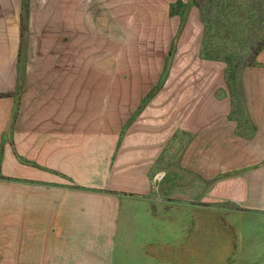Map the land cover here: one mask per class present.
<instances>
[{
  "label": "crops",
  "instance_id": "0c3cea01",
  "mask_svg": "<svg viewBox=\"0 0 264 264\" xmlns=\"http://www.w3.org/2000/svg\"><path fill=\"white\" fill-rule=\"evenodd\" d=\"M177 1L91 0L98 31L83 0H0L9 264H264V48L235 72L205 57L201 11L181 0L172 15ZM156 190L170 203L158 240L161 219H140Z\"/></svg>",
  "mask_w": 264,
  "mask_h": 264
},
{
  "label": "rangeland",
  "instance_id": "374dc122",
  "mask_svg": "<svg viewBox=\"0 0 264 264\" xmlns=\"http://www.w3.org/2000/svg\"><path fill=\"white\" fill-rule=\"evenodd\" d=\"M93 1V0H92ZM197 0L189 1L196 4ZM200 3L199 9L202 17L206 21V40L205 48L206 51L211 52L213 55H222L228 59L231 69L235 72L245 65L255 63L257 55L264 48V0H198ZM197 2V3H198ZM49 3V2H48ZM91 0H83V9L85 17L90 21L92 19V25L94 29L99 31L98 20H101V16L105 15L106 9L92 8ZM197 5V4H196ZM187 9L186 5L176 3L173 6V10L185 13ZM127 10V9H126ZM57 8L55 7H40L34 9V16L42 17L43 15L50 14L53 16L56 14ZM114 17L123 15L119 9H111ZM104 18V17H103ZM120 18V17H119ZM96 22V25L93 24ZM91 23V21H90ZM40 26V23H38ZM121 23H115V33L122 32ZM26 24L23 23V30L21 36V49L19 56V64H24L25 58V43H26ZM120 30V31H119ZM84 31V30H83ZM117 46H120V41L114 40ZM10 43L2 40L1 46L2 51L8 47ZM99 44L102 41L99 40ZM114 44V47L116 46ZM85 40H83V47H85ZM7 55V53H5ZM8 56V55H7ZM114 63H119V56L117 51L114 52ZM140 216L141 222L143 223H156L158 219H161L163 223L162 232L155 230L150 233L155 234L156 240L158 236L163 235V238L168 237V224H169V208L170 203L166 200V197L156 192L151 199H147L146 202L141 204ZM212 218H219L224 224L228 223L229 217L225 216H211ZM154 219H157L156 221ZM135 233H131V241L129 242V249L135 251V256L138 255L139 240ZM144 233H142L143 235ZM168 240V239H167ZM164 241V240H163ZM164 244V243H163ZM3 252L5 249H2ZM1 251V248H0ZM4 253L0 256V264H9V257H4ZM136 261L138 257L136 256ZM117 264H131L124 256L120 259ZM6 262H1V261Z\"/></svg>",
  "mask_w": 264,
  "mask_h": 264
},
{
  "label": "trees",
  "instance_id": "16d2710c",
  "mask_svg": "<svg viewBox=\"0 0 264 264\" xmlns=\"http://www.w3.org/2000/svg\"><path fill=\"white\" fill-rule=\"evenodd\" d=\"M198 0L196 1V4H197V6L199 7L200 6V3L198 2ZM177 3L178 4H183L182 3V1L181 0H178L177 1ZM175 4H173L172 6H171V10H170V12H171V14L172 15H175V14H180L181 16L184 14L182 11H180V12H177V11H174L173 10V6H174ZM203 20H204V22H205V36H204V39H203V49H202V52H203V55L205 56V57H208V58H211V59H219V60H224L226 63H227V65L230 67V64H229V61H228V59L227 58H225L224 56H222V55H218V56H216V55H213V54H211V52H208V51H206V48H205V40H206V21H205V19L203 18ZM231 68V67H230ZM232 70V69H231Z\"/></svg>",
  "mask_w": 264,
  "mask_h": 264
}]
</instances>
